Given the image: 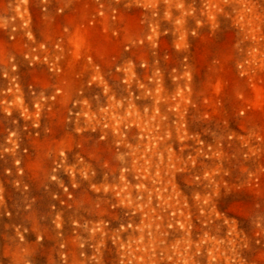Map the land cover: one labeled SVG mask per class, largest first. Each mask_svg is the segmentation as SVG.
<instances>
[{
	"label": "rangeland",
	"instance_id": "obj_1",
	"mask_svg": "<svg viewBox=\"0 0 264 264\" xmlns=\"http://www.w3.org/2000/svg\"><path fill=\"white\" fill-rule=\"evenodd\" d=\"M0 264H264V0H0Z\"/></svg>",
	"mask_w": 264,
	"mask_h": 264
}]
</instances>
